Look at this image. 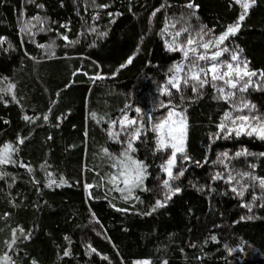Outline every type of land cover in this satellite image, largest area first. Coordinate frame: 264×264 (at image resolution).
<instances>
[{
  "label": "trees",
  "instance_id": "16d2710c",
  "mask_svg": "<svg viewBox=\"0 0 264 264\" xmlns=\"http://www.w3.org/2000/svg\"><path fill=\"white\" fill-rule=\"evenodd\" d=\"M190 2L198 8H187ZM241 12L233 0H0V89L15 84L16 97L0 92V148H18L15 164L0 165V173H6L0 176V257L7 254L12 264H264V207L259 206L264 200L257 199L251 212L241 207L252 203L253 192H264L249 187L241 199L231 191L240 189L236 181L213 179L230 171L264 177V140L222 138L223 133L216 138L230 103L211 86L202 95L184 88L183 72L182 92L167 84L174 64H188L180 51L166 48L178 29L188 27L195 35L203 26L208 40L236 23ZM224 43L229 52L221 60L236 52L251 70L264 71V0H256L239 32ZM130 57L132 63L122 68ZM253 80L264 84L259 76ZM165 87L171 97L161 95ZM169 100L187 109L191 159L178 160L174 169H187L173 182L181 192L167 207L145 215L166 191L161 165L168 153L155 150L151 129L167 115L161 102ZM241 100L255 104L253 114L264 117V91L236 92L235 103ZM125 114L141 127L134 154L148 165L147 190L139 188L128 199L108 182L115 163L110 155L119 157L127 146L119 123L112 129L120 133L118 139L108 131ZM243 151L250 155L231 158ZM50 181H55L51 187ZM14 229L24 235L16 232L10 250Z\"/></svg>",
  "mask_w": 264,
  "mask_h": 264
},
{
  "label": "snow or ice",
  "instance_id": "6c2138e0",
  "mask_svg": "<svg viewBox=\"0 0 264 264\" xmlns=\"http://www.w3.org/2000/svg\"><path fill=\"white\" fill-rule=\"evenodd\" d=\"M32 2H34V0H32ZM233 2L240 6L242 12L238 16L236 23L228 25L226 30L218 37H210L208 40H204V36L209 33L205 32L203 26L195 33V35L189 32L188 27H182L174 33L171 42H166V48L168 51H180L184 60L188 61L187 65L183 63L174 64L173 68L169 69V71L174 72V75L168 79L167 84L171 85V87L178 93L182 92L181 77L179 74L183 72L184 88L191 86L194 94L202 95L201 90L205 86H211L220 94L221 98H223L226 103H230L231 110L224 113L221 122L217 125L219 132L216 134V138H221L220 134L223 133L224 136L222 138H227L228 136L238 138L243 135L248 137L255 136L260 140H264V117L259 114H253L257 111L256 105L247 100H241L238 104L235 103L236 92H247L250 87H255L256 90L264 91V84L253 80V77L257 76H259L260 80H264V71L257 73V71L251 70L249 68L250 62L247 60L242 61L236 52L230 53L229 60L220 59L224 53L229 52V47L226 46L224 42L239 32L242 22L248 15L249 8L256 4V0H233ZM37 7L43 8V5H37ZM100 7L107 8L108 5H101ZM186 7L189 9L198 8L197 5H194L191 2L188 3ZM156 11H160V9H157ZM155 14L156 12H153L152 15L155 16ZM34 19L41 21V18L38 16L34 17ZM170 26L175 28L176 23H172ZM62 27H66V25H62ZM163 31H167V26ZM185 33L187 35L184 42L179 43L177 38ZM104 35H106V33ZM62 38L65 41L68 40L67 36H63ZM0 43H2V41H0ZM69 43L76 42L69 41ZM39 46L43 47V45ZM213 48L216 50L211 51ZM200 49H203L204 51L201 52ZM133 58L134 57H130L124 65H121V67H127L128 64H131ZM200 61H204L206 63L201 65L199 63ZM185 69L187 70L185 71ZM95 79H103V77L97 76ZM217 81L221 82L220 85L217 84ZM190 82L192 83L190 84ZM0 83H3V80H0ZM224 86H227L228 89L235 91H226ZM14 89L15 84L9 83L6 89H0V92L12 94V99L15 100L16 97L14 95ZM161 95L171 97L173 93L165 87L161 91ZM2 99L3 95H0V100ZM183 99L184 97L181 96V101H183ZM161 106L167 107L169 111L163 119L152 125L151 130L156 134L155 150L157 152L168 153L165 163L161 165V169L166 173L167 177L162 180L161 186L166 191L163 194V199H157L151 211L146 212L145 215H151L158 209L167 207L168 202L181 192V188L179 186H174L173 182L179 180L187 169L179 168V170L175 172L174 169L178 168V160L182 164L183 162L191 159L187 154V139L190 127L186 115L187 109H179L178 106L173 104L171 100H169L167 104L161 102ZM135 111L139 114L141 110L140 108H136ZM90 115L93 119H96V113H91ZM23 118L25 121L34 122L33 118L29 116H24ZM44 119L47 120L48 117L45 116ZM148 120L150 122L152 120L150 115L148 116ZM117 123H119L122 130L126 131L127 146L125 151L121 154L122 159L118 157H111L109 154L110 158L115 161L112 167H118L119 171L118 173L111 174L108 182L113 185V190L121 193L127 192L128 196H125V199H128L136 188H140L144 191L147 190L143 187V185L144 181L147 179L148 165L129 155V152L137 151L134 147V141L139 140L142 135L141 127L137 126V120L129 119L127 114H125L120 121H113L110 124L108 131L110 138L118 139L120 135L119 132L112 130L115 128ZM129 129L130 131H128ZM23 143L24 138H18V144ZM104 151L107 154V149ZM15 152H18V148H15L10 144H6L3 148H0V165L9 163L15 164L16 161L12 159V155ZM221 155L225 159H229V154L227 152L221 153ZM245 155H250V153H247L246 151L236 152L231 158L234 159ZM261 155H264V153ZM218 162L222 164L224 163V161L219 159ZM19 166L26 167L23 164H20ZM224 167L227 169L228 165L225 164ZM250 167L254 169L255 165H250ZM28 170L31 171L30 168ZM2 175H6V173H0V176ZM237 177H240V179L238 180ZM213 179L224 180V182L228 184H232L233 181H236L237 184H240V189L238 190L237 187H232L231 191L236 193V195L241 199H243L244 193L249 187H252L253 189L255 187H259V189L264 192V177H257L252 172H237L233 175L230 171L226 176L224 174L217 173ZM246 179H250L253 183L251 185L242 184L241 181ZM52 183H55V181H50L48 186L51 187ZM60 183L63 184L65 182L61 180ZM120 183H122L124 187H120ZM91 187L93 186L86 185V188ZM89 196H91V193H89ZM257 199L264 200V196H257L255 192H253L252 203L241 204V207H246L248 211L251 212ZM259 206L264 207V203H261ZM117 210L126 211L123 209ZM243 219H245V217H241V220ZM247 219L250 220L253 219V217L249 216ZM17 231H19L21 235H24L23 229L13 230V239L9 244L10 250L11 245L16 243ZM30 236L31 234L29 233L24 238L29 239ZM211 239L215 241L216 237L212 236ZM194 246L195 245H193V247ZM92 251L95 252L96 250L92 249ZM64 255L67 256L69 253L65 252ZM103 258L107 259V257ZM0 264H12L11 257L7 254L0 257ZM143 264H149V262L145 261ZM164 264H167V261H165Z\"/></svg>",
  "mask_w": 264,
  "mask_h": 264
},
{
  "label": "rangeland",
  "instance_id": "374dc122",
  "mask_svg": "<svg viewBox=\"0 0 264 264\" xmlns=\"http://www.w3.org/2000/svg\"><path fill=\"white\" fill-rule=\"evenodd\" d=\"M254 137H255V136H254ZM124 151H125V149H123V150L120 152V155H119L118 158H121V159H122L121 154H122ZM129 155H131L133 158L139 160V159L135 156L134 152H129ZM112 168H113V170H112V174L118 173V171H119V168H118V167H112ZM120 187H124V185H123L122 183H120ZM137 189H139V188L134 189V191L137 190ZM124 194H128V193H127V192H124Z\"/></svg>",
  "mask_w": 264,
  "mask_h": 264
}]
</instances>
